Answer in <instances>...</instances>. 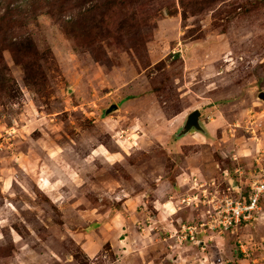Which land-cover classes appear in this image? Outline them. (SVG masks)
<instances>
[{"label": "rangeland", "instance_id": "rangeland-1", "mask_svg": "<svg viewBox=\"0 0 264 264\" xmlns=\"http://www.w3.org/2000/svg\"><path fill=\"white\" fill-rule=\"evenodd\" d=\"M10 2L0 42L35 53L0 43V264H264V201L254 221L208 227L264 168V0L103 17L79 13L95 2L0 0V16ZM197 109L203 131L181 134ZM179 172L193 185L174 188ZM163 179L179 191L168 223L128 200Z\"/></svg>", "mask_w": 264, "mask_h": 264}, {"label": "built area", "instance_id": "built-area-1", "mask_svg": "<svg viewBox=\"0 0 264 264\" xmlns=\"http://www.w3.org/2000/svg\"><path fill=\"white\" fill-rule=\"evenodd\" d=\"M258 165L259 176L250 184L248 194L246 195L242 190L238 189L236 190V193L238 194L237 197L232 198L230 193H228L225 200L226 209L223 210L226 215L218 216L216 218L210 215V217H213L212 222L214 225L212 226L210 223H207L209 228H218L220 231L228 230L231 226L238 224L241 221H254L257 217L262 215V202L264 201V168L260 164ZM204 225L205 224H201V226ZM183 227L187 231V238L191 241L195 240L197 226L189 225L186 227L184 225Z\"/></svg>", "mask_w": 264, "mask_h": 264}, {"label": "trees", "instance_id": "trees-1", "mask_svg": "<svg viewBox=\"0 0 264 264\" xmlns=\"http://www.w3.org/2000/svg\"><path fill=\"white\" fill-rule=\"evenodd\" d=\"M10 1H14V0H10ZM48 3L51 2L52 3H56L59 2L60 0H47ZM70 1V0H68ZM76 2H78L79 4H84L87 2H95V5L93 7H90L87 11H83V12H79L80 14H84V16H88L89 14H98V16H107L109 15L111 12L115 11L118 8H122V7H126L127 5H140L142 3H144L146 0H75ZM32 3V0H31ZM30 3V5H31ZM15 4L13 3H8L7 8L5 10V12L0 16V31H2L3 29H5L9 23L13 22L12 20V14L14 13V10L16 8H18V4L16 6H14ZM98 22V21H97ZM108 23V22H107ZM95 27V25L93 27H91V29H93ZM10 40L7 43L2 44V46H5L6 49L9 48V50L12 51L13 56L16 58V56H18L17 53H19V55H29L31 52L35 53V47H33V43L29 41V38L26 37V39H20L17 36H13V37H9ZM20 39V40H19ZM3 60V55L0 51V73H2V75H0L3 79L8 78V76H6V72L4 69L1 68V64ZM4 71V72H3ZM10 78V77H9ZM263 204V203H262Z\"/></svg>", "mask_w": 264, "mask_h": 264}, {"label": "crops", "instance_id": "crops-1", "mask_svg": "<svg viewBox=\"0 0 264 264\" xmlns=\"http://www.w3.org/2000/svg\"><path fill=\"white\" fill-rule=\"evenodd\" d=\"M113 155H115V154H113ZM190 175H196V174L193 172H189V175L183 177V172L177 173V175L175 177V182L173 184L174 188L179 187L178 189H180L182 187V183H183V185L185 183H187L189 186H192L193 185L192 184L193 178H191ZM189 179L191 181H188ZM166 184L169 185V186L168 185L167 186L170 187V189H168V187H166V189H168V190L165 189ZM174 188H172V185L168 180L163 179L162 181H160L156 184V187H155L156 192L154 194V198L153 199L151 198L152 200L149 199L150 195L148 194V196H147L148 192H145V191L134 194L133 196L131 195V197H129L128 200L136 202L137 205H138V203H142L144 205H147V202L150 201L152 203L155 211L157 212V216L158 217L160 216L162 219H164L168 223V222H170L169 220L173 219V216L176 213H178V210H176L174 212H168V210L173 208L174 205H177V202L175 203V201L173 199L174 196L172 195V193L177 194V192H179V191L177 189L174 190ZM170 190L172 193H170ZM158 192H160V194H158ZM165 192L168 193V195L165 194ZM117 212H120V211L118 210Z\"/></svg>", "mask_w": 264, "mask_h": 264}, {"label": "water", "instance_id": "water-1", "mask_svg": "<svg viewBox=\"0 0 264 264\" xmlns=\"http://www.w3.org/2000/svg\"><path fill=\"white\" fill-rule=\"evenodd\" d=\"M259 97L264 99V92H261ZM117 108H118V106L116 104H114L110 108H108V110L106 112H111ZM200 116H201V112L198 109L194 110L192 113H190L187 117L185 127L181 131V134L188 133L191 129L203 131V128L200 125Z\"/></svg>", "mask_w": 264, "mask_h": 264}]
</instances>
